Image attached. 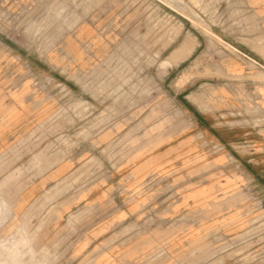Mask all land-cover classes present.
I'll return each instance as SVG.
<instances>
[{
	"label": "rangeland",
	"instance_id": "374dc122",
	"mask_svg": "<svg viewBox=\"0 0 264 264\" xmlns=\"http://www.w3.org/2000/svg\"><path fill=\"white\" fill-rule=\"evenodd\" d=\"M0 264H264V0H0Z\"/></svg>",
	"mask_w": 264,
	"mask_h": 264
}]
</instances>
